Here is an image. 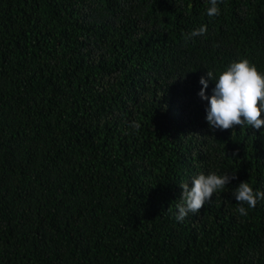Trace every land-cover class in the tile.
Returning <instances> with one entry per match:
<instances>
[{
  "label": "trees",
  "instance_id": "16d2710c",
  "mask_svg": "<svg viewBox=\"0 0 264 264\" xmlns=\"http://www.w3.org/2000/svg\"><path fill=\"white\" fill-rule=\"evenodd\" d=\"M209 6L0 0V264H264V200L232 195L264 191V126L213 130L199 95L264 72V0ZM201 172L237 178L178 221Z\"/></svg>",
  "mask_w": 264,
  "mask_h": 264
},
{
  "label": "clouds",
  "instance_id": "9594fccd",
  "mask_svg": "<svg viewBox=\"0 0 264 264\" xmlns=\"http://www.w3.org/2000/svg\"><path fill=\"white\" fill-rule=\"evenodd\" d=\"M222 2L223 0H208L210 6L206 9L207 15H219L218 4ZM206 32L207 26H201L187 33L185 41ZM209 78L216 81L210 97L206 94ZM200 83L204 88L199 95L208 101L206 119L213 130L224 131L237 125H248L255 129L264 126V72L250 60L241 59L231 63L218 78L208 70L206 77H201ZM131 126L136 130L141 127L138 121H133ZM236 178V174L201 172L192 178L190 184L181 183L183 192L181 201L177 204L176 219L182 222L190 213H199L215 193L223 190ZM232 195L240 205L237 209L240 216H246L248 209L255 208L258 200H264V191H254L247 181L240 182Z\"/></svg>",
  "mask_w": 264,
  "mask_h": 264
}]
</instances>
